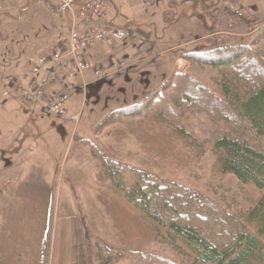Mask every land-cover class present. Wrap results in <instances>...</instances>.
I'll use <instances>...</instances> for the list:
<instances>
[{"label":"rangeland","instance_id":"374dc122","mask_svg":"<svg viewBox=\"0 0 264 264\" xmlns=\"http://www.w3.org/2000/svg\"><path fill=\"white\" fill-rule=\"evenodd\" d=\"M81 1L70 0L75 5ZM169 1L98 0L104 18L108 16L112 22L128 26L140 22L146 27L129 31V37L133 35L135 39L132 44L134 48L123 58H128L125 62L132 67L105 77L111 63L117 59L124 61L119 55L107 53L99 64L88 61L94 69L101 68L105 78L88 85L84 91L85 81L82 88L78 85L74 87L77 83L73 82H82L83 78L67 82L68 107L79 113L78 121L74 122L69 119L70 110L67 115L59 117L48 111L46 101L41 102L38 108L20 101L22 93L13 82L26 78L31 64L64 40L70 28L67 22L71 18L68 8L58 0H5L0 3V137L15 142L13 151L0 152V185L6 178L15 182L14 178L20 176L22 179L27 177L29 180L33 176L42 180L50 174L53 178L56 173V179L61 178L62 184L60 199L72 201L73 210L81 216H88L93 229L100 235L113 227L114 220L118 225H122L124 220L131 223L134 219L130 212L114 201L124 200L131 206L133 204L121 192L114 191L102 175L89 145L82 143L88 141L109 159L222 203L228 214L240 218L245 232L258 239L260 253L251 264H264V233H258L257 224L248 218L250 207L262 192L249 184H237L233 176L224 174L220 168L223 151L212 148V143L220 137L235 136L230 124L210 121L186 105L175 109L173 122L153 109L145 118L102 123L112 111L145 102L152 90L160 89L175 74L196 81L221 100L219 82L226 72L213 66L188 62L183 57L210 48L212 42L221 41L227 46H250L259 51V59L264 63V41L258 31L264 24V0H238L239 9L256 15L259 23L232 29L226 28L230 21L219 19L216 14L209 15L212 19L206 18L208 14L193 2L171 7ZM215 5L221 11L226 4L223 0H217ZM128 10H132L133 14H129ZM76 11L79 12L78 9ZM150 13L152 15L148 16ZM118 14L124 15L122 22L116 19ZM105 21L109 24L107 19ZM128 38L117 43L99 42L94 47L111 48L114 53L124 51L123 43L131 40ZM150 38L155 40L154 44L149 42ZM138 40H143L144 45L139 46ZM112 44L117 46L112 47ZM136 54L142 56L140 60L134 59ZM179 62H183L184 68L180 69ZM131 76H134V80ZM3 78L9 81L7 84L4 80L9 90L3 85ZM135 82L138 83L136 87ZM127 87L134 88L131 94L123 90ZM58 122L66 123L56 128L61 131L58 137L65 140H59L62 145H57L53 158H50L45 154L44 145L42 149L34 148L35 145L40 147V138L53 130L48 126ZM176 128L182 130L183 134ZM249 134L247 132V136ZM250 145L264 150V138ZM76 156L75 164L73 160ZM71 166L75 167L76 176L70 175ZM59 208H50V214H55ZM141 215V242L132 244L129 240H122L120 248L129 250L134 247L131 250L159 255L173 263L189 264L186 257H193V253L188 246L176 236L171 238L165 228H158L144 214ZM135 222H138V218ZM90 237L94 236L90 233ZM94 264H97L96 260Z\"/></svg>","mask_w":264,"mask_h":264},{"label":"trees","instance_id":"16d2710c","mask_svg":"<svg viewBox=\"0 0 264 264\" xmlns=\"http://www.w3.org/2000/svg\"><path fill=\"white\" fill-rule=\"evenodd\" d=\"M190 2L208 14L206 18L212 19L209 15L216 14L219 19L230 21L227 29L259 23L256 15L239 9L238 0H223L226 5L221 11L215 5L217 0H177L170 5ZM258 31L264 41V25ZM183 57L188 62L226 72L219 82L221 100L196 81L175 74L160 89L152 90L145 102L112 111L102 123L145 118L153 109L173 122L175 109L186 105L210 121L230 124L235 136L220 137L212 148L223 151L220 168L224 174L233 176L237 184H249L262 192L250 207L248 218L257 224L258 233H264V150L250 145L264 138V63L259 59V51L215 41L210 48ZM247 132L251 135L247 136ZM82 143L89 145L114 191L121 192L158 228H165L171 238L176 236L188 246L193 253V257H186L189 264H251L256 260L260 253L257 237L246 233L240 218L228 214L222 203L109 159L88 141ZM84 244L87 264H94L95 260L97 264H114L122 259L136 264H178L159 255L110 247L88 233Z\"/></svg>","mask_w":264,"mask_h":264},{"label":"crops","instance_id":"0c3cea01","mask_svg":"<svg viewBox=\"0 0 264 264\" xmlns=\"http://www.w3.org/2000/svg\"><path fill=\"white\" fill-rule=\"evenodd\" d=\"M58 1L68 8L71 15V18L67 19L70 28L66 32L65 37L68 36L71 29L86 31L89 27V21L83 19L76 11L77 6L84 0L78 5L70 2V0ZM72 4L75 6L73 7ZM128 13L132 15L133 11L128 10ZM118 15L116 19L119 20L118 22H122L121 19L125 18L124 15ZM136 15L138 16L139 13ZM149 15L151 16L152 14L150 13L148 16ZM106 19L110 25L118 28H128L132 32H135V30L139 31V29H144L143 27H146L140 25V22L128 26V24H116L117 22H112L108 16ZM147 19L150 20V17H147ZM134 40L135 39L132 38V40L123 43L122 47L125 48L124 51L114 53L111 52V48L108 49L106 47L105 49L98 45L83 54L82 58L93 64H99L101 58L105 57L107 53L116 54L122 58L126 57L133 51L134 46L132 44H134ZM150 41H152L153 44L155 43L153 38H150L149 42ZM115 42L117 43V41H114V43ZM108 46L110 47V45ZM111 46L116 47L117 45L112 44ZM126 46L129 47V50L128 48L126 49ZM134 76H131L133 80ZM84 81L85 84L82 88V83ZM92 81L91 74L85 73L82 82H80V80L73 82L77 83L74 87L78 85L84 91L88 85H93L95 83ZM135 83L134 87L138 86V83ZM5 88L8 89L6 86ZM123 90L131 94L134 88L130 89L127 87ZM40 103L41 102H37L32 105L38 108ZM69 110L72 112L69 113ZM68 113L72 114L75 112L68 107ZM58 124L55 123L48 126L49 129L53 130H50L46 135L40 138L42 141L40 147L35 145L34 148L42 149L44 145L43 149L46 151L45 154L50 158H53L57 145L59 143L62 145V142L59 140H65L63 137H58L57 134L61 131L56 130V128H60L64 124L66 125V123L58 122ZM14 146L15 142H12L11 139L0 137V152L10 153L13 151ZM77 156L73 160L75 164ZM74 171L75 167L71 166L69 168L70 175L76 176ZM14 179L16 182L6 178L4 183L0 185V264H87L84 236L85 233L88 232L110 247H122V240H129L132 244L139 243L142 240L140 234L141 225L143 223L142 213L133 206L127 204L124 200H116L114 202L122 206L125 210H128L131 214L129 215L134 221L126 223L124 220L122 225H118L116 220H114L113 227L106 229V234L100 235L93 229L88 216H81L77 211L73 210L74 206H72V201L60 199L62 184L61 178L59 180L56 179V173H54L53 178L50 174L48 176L46 175V179L43 177L42 180L36 179L33 176H30L29 180L27 177L22 179L21 176L20 178ZM55 203L57 205H55ZM58 206L60 207L59 211L57 210L55 214L51 215L50 208L56 209ZM124 209L122 210L124 211ZM137 218L138 222H135ZM124 223H126V225ZM132 248L134 247H130L129 250ZM114 264L136 263L122 259Z\"/></svg>","mask_w":264,"mask_h":264},{"label":"built area","instance_id":"2783aa9c","mask_svg":"<svg viewBox=\"0 0 264 264\" xmlns=\"http://www.w3.org/2000/svg\"><path fill=\"white\" fill-rule=\"evenodd\" d=\"M78 10L84 18L92 21L88 31L71 30L68 37L57 44L49 54L38 58L31 69L28 89L22 93L26 102L46 101L48 111L56 116H64L66 113L68 96L65 92V81L67 79L82 78L88 71H91L95 79H100L104 74L101 68L94 69L85 62L81 55L99 42L123 41L129 37L128 30L112 28L105 23L98 0H85ZM139 58L140 54L134 56L135 60ZM179 63L180 69L184 68L183 63ZM128 66L125 61H115L112 69L116 72ZM13 82L16 88H20L17 81ZM6 83L8 84L9 81L7 80ZM78 118V114L71 116L72 121H77Z\"/></svg>","mask_w":264,"mask_h":264}]
</instances>
